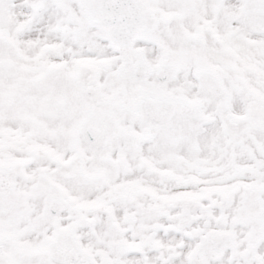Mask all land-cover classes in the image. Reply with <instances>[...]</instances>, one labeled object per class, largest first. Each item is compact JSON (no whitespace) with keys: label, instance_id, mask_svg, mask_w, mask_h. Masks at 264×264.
Masks as SVG:
<instances>
[{"label":"snow or ice","instance_id":"obj_1","mask_svg":"<svg viewBox=\"0 0 264 264\" xmlns=\"http://www.w3.org/2000/svg\"><path fill=\"white\" fill-rule=\"evenodd\" d=\"M0 264H264V0H0Z\"/></svg>","mask_w":264,"mask_h":264}]
</instances>
